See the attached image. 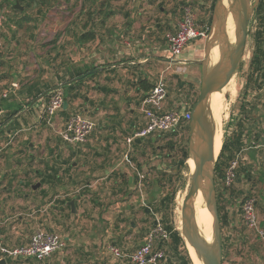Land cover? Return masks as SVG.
<instances>
[{
  "label": "crops",
  "instance_id": "0c3cea01",
  "mask_svg": "<svg viewBox=\"0 0 264 264\" xmlns=\"http://www.w3.org/2000/svg\"><path fill=\"white\" fill-rule=\"evenodd\" d=\"M135 16L117 13L84 23L87 29L83 25L71 38L70 64L60 57L44 76L25 81L0 78L3 89L11 84L10 91L0 92V234L6 245L16 247L27 245L33 232L43 229L58 234L67 245L42 262L19 259L4 264H133L129 258L115 257L111 246L131 255L156 225L161 190L158 156L153 153L160 149L158 138L136 139L132 145L127 139L144 125L141 102L162 73L175 65L179 69L178 74L169 70L166 75V108L171 110L188 99L189 95L181 100L185 92L199 90L202 69L192 63L196 49L192 53L188 47L175 63L167 59L166 36L177 25L166 32L160 24L134 36L115 28L120 19L135 28ZM83 32H91L94 39L83 43ZM58 88L65 101L54 119L57 128H51L43 113L50 93ZM263 92H254L262 104ZM254 110L252 128L260 140L255 144L250 135L248 143L254 146L241 154L252 178L241 176L233 186L248 195L254 194L252 187L258 190L254 200L260 219L264 109ZM75 113L96 124L86 144L70 145L56 132ZM240 224L230 221L237 241L244 238ZM164 264L174 262L167 259Z\"/></svg>",
  "mask_w": 264,
  "mask_h": 264
},
{
  "label": "rangeland",
  "instance_id": "374dc122",
  "mask_svg": "<svg viewBox=\"0 0 264 264\" xmlns=\"http://www.w3.org/2000/svg\"><path fill=\"white\" fill-rule=\"evenodd\" d=\"M3 1L0 0V78L8 76L11 78L10 80L14 77L19 81L46 75L54 65L58 64L57 60L60 57L62 58L61 62L70 64L71 38H75L74 34L81 30L84 23H87V11L97 9L90 7L93 0H49L43 7L34 6L28 10H25V7L15 0L12 1L10 6L2 8ZM100 1L111 2L112 8L120 14L134 13L136 15L135 19H138V23L135 28H129L126 22L121 19L118 22L120 25L117 23L115 26L118 31H122V35L124 33L126 36L129 34L133 36L142 35L148 29L150 31L155 30L157 25L160 24L168 32L170 27L173 28L180 22L186 7H191L194 11L197 27L204 28L209 23L212 24L213 6L216 3V0H98L96 3L98 4ZM17 2L19 8H16ZM230 2L231 0L225 1L227 7ZM250 2L251 5H254L256 0H251ZM17 9H21L23 13L15 11ZM169 14L172 16H168ZM24 18L29 20L24 21L23 28H19L18 23ZM81 18H84V20L81 21ZM232 22L234 21L232 20ZM134 29L136 30L135 32H133ZM252 44L249 35L240 70L223 93V114L220 111L216 128L218 130L222 125L223 134H225V128L231 122V119H234L235 122L239 119L240 107L244 103L247 105V112L251 113V115L256 113L253 112L255 111L253 109H264L263 102L259 101V96H254L253 91H249L248 95L244 97L245 85L250 73L249 62L252 56ZM204 47L205 41L203 42L200 39L193 41L189 45L190 49L188 48V51H192V53L195 49L197 51L194 58L192 57L196 59L195 61L204 59ZM60 48H62L61 51ZM2 86L0 84V92L4 90L10 91L11 89V84L7 87L4 86V89ZM199 93L200 87L197 91L190 90L185 92L181 96V100L189 95L185 101L194 105ZM261 97L264 101V92ZM188 139L189 134L185 135L184 138H179L176 141L180 140V142L175 141V150H171L167 146L170 140L160 137L158 140L160 149L157 154L153 153L158 156L156 159L159 167L157 174L161 190L158 197V205L162 199L172 196L173 191H176L174 201L172 199L167 201L166 205L168 208L158 210L155 216L159 221L168 219L181 232L182 206L188 193L192 170L188 159L185 161L186 166H181L179 163L183 151H186L188 156ZM146 169L150 170L151 168L147 165ZM154 171L156 172L155 169ZM260 174L264 175V172H259ZM169 178H171L170 184L167 182ZM250 191L254 194L248 195V197L257 200L259 198L258 190L254 191L252 187ZM260 195L264 197V189ZM199 198L202 199L205 205L202 193H200ZM228 210H232V212H229L230 221L235 219L241 221L238 231L243 234L244 238L237 241L230 225L222 228L223 242L228 239L226 241L224 264H264V235L262 237L244 225L241 214L237 216L239 212L237 205H229ZM258 211L262 222L261 230L264 233V203L258 205ZM197 226L202 237L206 240L208 234L205 229L198 222ZM187 246L193 263L198 264V256L190 245ZM162 249L166 253V259H168L167 246L163 245Z\"/></svg>",
  "mask_w": 264,
  "mask_h": 264
},
{
  "label": "built area",
  "instance_id": "2783aa9c",
  "mask_svg": "<svg viewBox=\"0 0 264 264\" xmlns=\"http://www.w3.org/2000/svg\"><path fill=\"white\" fill-rule=\"evenodd\" d=\"M209 31L210 26L197 27L196 15L191 7L184 8L183 17L177 24L175 31L166 36L167 59L175 63L176 60L182 57L193 41L198 39L203 42L206 41ZM169 70L172 74L179 73L176 65L172 70L168 68L166 72L160 75L158 83L142 100L141 111L145 123L140 130L127 139L129 145H132L136 139L144 140L152 136L160 137L175 133L178 135L177 138L175 137L176 140L186 135V129L189 128L192 118L193 104L184 101L179 108L171 110L166 108V102L169 97L166 75ZM64 101L65 94L61 88L55 89L50 93L43 113L44 122L48 127L57 128L54 124V119L63 108ZM95 128L96 124L92 120L80 113H75L56 132L65 143L82 145L88 143ZM242 152L232 162L226 173L224 184L227 188L232 187L237 181V170L240 166ZM237 208L242 216L244 225L263 237L264 233L261 230L255 200L250 197L238 199ZM169 241L170 234L164 229L161 221L157 220L156 225L145 236L142 246L133 254H124L115 246H111L110 251L119 259L129 258L133 264H164L167 259L166 253L161 246ZM66 246V243L58 234L43 229H36L27 245L16 247L6 245L3 236L0 234V260L34 259L42 262L57 253L63 252Z\"/></svg>",
  "mask_w": 264,
  "mask_h": 264
},
{
  "label": "water",
  "instance_id": "95a60500",
  "mask_svg": "<svg viewBox=\"0 0 264 264\" xmlns=\"http://www.w3.org/2000/svg\"><path fill=\"white\" fill-rule=\"evenodd\" d=\"M225 1L216 0L214 5L213 20L205 41L204 59L192 62L201 67L202 79L199 97L192 107L189 123L188 161L192 159L195 168L182 206V237L187 250V245H190L204 264H224V242L215 183L216 163L222 149L216 156V129L209 119L210 98L215 93L224 92L239 72L251 20L260 3V0H256L254 5H251V0H231L227 7ZM16 8H19L18 2ZM229 19L235 25L233 42L227 29ZM216 48L219 49V58L217 63L212 64V53ZM200 193L212 216L213 238L210 242L204 240L197 226L194 201ZM4 263L6 260H0V264Z\"/></svg>",
  "mask_w": 264,
  "mask_h": 264
},
{
  "label": "trees",
  "instance_id": "16d2710c",
  "mask_svg": "<svg viewBox=\"0 0 264 264\" xmlns=\"http://www.w3.org/2000/svg\"><path fill=\"white\" fill-rule=\"evenodd\" d=\"M12 1L14 0H4L1 5L2 8L8 7L11 5ZM20 2L21 6L25 7V10L31 9L34 6L43 7L47 4L49 0H15ZM98 0H93L90 7L97 8L96 10H90L87 11V23L91 22L93 23L94 17H105V20L107 18H111L115 16L117 13L116 10L112 8L111 2L106 1H100L98 4L96 3ZM214 7V6H213ZM14 8V7H13ZM41 10V9H39ZM15 11H18L19 13H23L21 9H17ZM41 12V11H40ZM29 19H21V21L18 23L19 28H23L24 21H27ZM102 22V21H101ZM104 22V21H103ZM211 25V23H209ZM207 26H210V25ZM87 27L84 25V30H86ZM250 38L252 40V56L249 62V70L250 73L247 77V82L245 85V93L244 97L248 95L249 91L253 92H262L263 90V84H264V0H260L259 6L255 12L254 18L252 23L250 24ZM94 35L91 32H83L81 35V40L83 43L93 40ZM86 75L85 73H82L80 76ZM244 103L240 107V117L235 122L234 119H231V122L228 123L227 127L225 128V134H224V141H223V147L221 154L218 158V161L216 163L215 168V183H216V190H217V200H218V207L220 212V219L222 228L227 227L230 225V218H229V211L228 206L229 205H237L238 199H242L244 197L248 198V194L242 191H237L234 189V186L227 188L224 184L226 173L232 164V162L235 161L236 157L242 152L248 149L252 139H250V135L253 136V140H255V144L259 142L260 138L258 134L254 133L253 126V113L247 112V105ZM254 110V109H253ZM254 112V111H253ZM231 130V131H230ZM186 135L189 134V128L186 129ZM177 134L170 133L166 136H160L163 139H169V143H167V146L171 148V150H175V137L177 138ZM160 137H157L159 140ZM184 138V136L182 137ZM176 142H180L176 141ZM188 159L186 151L182 152V158L180 160V165H185V161ZM186 166V165H185ZM238 176L237 179H239L241 176H244L245 179L252 178V175L250 173V170L247 167H244V165L240 162V166L237 170ZM168 184L171 183V178L167 180ZM176 195V191H173L172 196L165 197L161 200L159 203V211L164 210L167 207L166 202L171 200L174 201ZM227 197V198H226ZM162 225L164 229L170 234V241L167 242L166 245L168 249V260L171 259L172 263L174 264H194L192 260L190 259L188 250L185 245V241L182 237V232L177 229L173 225L172 222H170L168 219H162L161 220ZM226 239L223 244L224 248V261H225V250H226ZM163 247V245L161 246Z\"/></svg>",
  "mask_w": 264,
  "mask_h": 264
},
{
  "label": "bare ground",
  "instance_id": "6f19581e",
  "mask_svg": "<svg viewBox=\"0 0 264 264\" xmlns=\"http://www.w3.org/2000/svg\"><path fill=\"white\" fill-rule=\"evenodd\" d=\"M228 33L230 35V39L233 42L234 41V30L235 26L234 23L232 22L231 19L228 21ZM219 58V50L216 48L213 53H212V64L217 63ZM223 93H215L212 95L210 98V121L214 125V128H217V123L219 121V116H220V111L223 114L222 111V99H223ZM228 117V116H227ZM225 121V120H224ZM223 139H224V134H223V126L221 125L218 130L216 129V135H215V150H216V156L219 155L222 146H223ZM190 168L192 171H194L195 165L194 161L190 159L188 161ZM194 206H195V213H196V221L202 225V227L205 229L206 233L208 234V237L206 241L210 242L213 238V233H212V216L208 209L205 207V205L202 202V199L198 197L194 201ZM199 258V257H198ZM198 264H204L200 258L198 259Z\"/></svg>",
  "mask_w": 264,
  "mask_h": 264
}]
</instances>
